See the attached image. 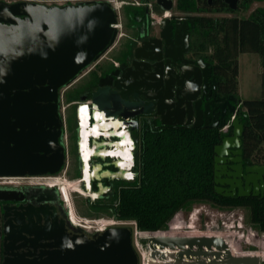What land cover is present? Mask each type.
<instances>
[{"label":"water","instance_id":"obj_1","mask_svg":"<svg viewBox=\"0 0 264 264\" xmlns=\"http://www.w3.org/2000/svg\"><path fill=\"white\" fill-rule=\"evenodd\" d=\"M154 1L164 12L173 5L172 0ZM225 2L231 9L237 7V0ZM116 23V8L108 0L65 4L0 0V176L51 175L62 169L60 89L114 43ZM185 23H170L164 17L158 34L147 37L141 28L127 51L126 63L107 73L106 85L96 84L90 94L88 117L95 121L98 104L104 112H114L101 114L96 121L112 116L129 123L132 148L140 115L154 111L162 125L222 128L226 117L236 111L234 102L230 103L232 95L224 99L219 94L214 76L208 83V62L200 58L186 64ZM163 60L165 68L161 67ZM149 90L155 93L152 106L147 105ZM134 103L140 105L129 107ZM230 126L231 133L213 148L214 191L223 196L263 197L264 162L244 161L242 123L233 116ZM106 130L118 135L111 125ZM136 160L137 153L132 151L133 166ZM32 189L26 191L24 204L2 209L0 264H138L130 227L112 225L87 231L73 225L66 210L58 216L48 194L57 196L55 186ZM147 242L148 264H260L258 255L234 254L225 239L216 235L152 234Z\"/></svg>","mask_w":264,"mask_h":264},{"label":"trees","instance_id":"obj_2","mask_svg":"<svg viewBox=\"0 0 264 264\" xmlns=\"http://www.w3.org/2000/svg\"><path fill=\"white\" fill-rule=\"evenodd\" d=\"M253 1H240L238 10L247 9ZM175 9L194 13L189 15L193 19L190 52L210 63L218 92L236 98L235 116L243 126L241 149L244 161L263 162L264 6L254 8L247 16L207 14L233 12L222 0H175ZM130 10L131 17L125 11L128 20L140 22L141 10ZM243 52H255L260 57L262 91L259 97L242 99L237 94V56ZM96 78L91 79V84L84 89L66 93V101L74 105L80 94L93 89ZM229 118L230 115L226 121ZM136 120L133 151L137 153V160L131 168L132 178L120 176L109 187L110 193L88 200L92 211L104 212L120 220H132L141 231H157L166 229L169 219L179 209L194 202H207L219 208H245L252 229L264 233V196H223L214 191L213 148L223 135L231 133L230 125L225 132L218 126L162 125L154 111L140 115ZM67 123L71 130V146L75 150L78 141L76 117L74 121L69 117ZM100 140V143L91 141V144L97 150L109 147L108 141H103L102 137ZM76 159L79 161V157ZM91 166L93 168L95 163L92 162ZM75 176L80 177L79 170Z\"/></svg>","mask_w":264,"mask_h":264},{"label":"rangeland","instance_id":"obj_3","mask_svg":"<svg viewBox=\"0 0 264 264\" xmlns=\"http://www.w3.org/2000/svg\"><path fill=\"white\" fill-rule=\"evenodd\" d=\"M78 1L82 0H45L42 2L46 4H65L76 3ZM108 1L114 5L117 11L116 26L118 28V34L114 43L97 60L93 61L86 68H84L68 85L60 89V112L64 124V142L66 147L65 161L62 169L55 175H39L30 177L20 176L14 177V179L20 181L21 183H28L47 181L48 177H54V179L59 182L57 185L58 193L62 199V202L64 203V206L67 205L66 207L68 210L71 207L75 217L74 220L72 219L73 221L80 223L86 222L92 225L88 231H94L93 227L99 225L92 221L94 219L111 220L117 223V225H126L130 227L132 230V244L135 251L137 252L138 258L140 259L141 253L146 254L148 251L147 238L152 235L153 232L138 230L136 228L135 222L132 220L116 219L104 212L95 213L88 207V200L92 201L96 196L93 197L91 194L92 192L85 189L84 182H82V184L81 181H79L81 177L79 178L75 176V173L78 171L76 159L78 157V153L76 150L77 148L74 150L71 146V130L67 123V119L69 117L74 121L79 108L76 104L72 105L71 103H68L65 99V94L70 91H74L75 89L77 91L84 89V87L90 83V80L93 79L97 73L103 72L105 69L111 67L116 61L120 60L122 56L127 54L126 52L129 50V45L134 42V38L138 37V26H141L142 23L141 21L136 22L134 19L128 20V17H131L132 15V11L130 9L138 8V6H134L132 4L143 0ZM257 6H264V1L253 2L247 10H240L234 13L238 16H246L249 11ZM125 11L128 12V17L125 15ZM156 12L157 16L152 19H157L158 16L162 14L159 13L158 9H156ZM172 12H176L174 7L171 9V11L164 14L168 15ZM221 14L225 15L227 13H212V15ZM239 57V76L237 79L240 95L244 96L245 98L259 97L262 91L261 73L256 74V70L258 65H260V57L255 52H246L244 55L242 54ZM246 60L249 61L247 62ZM260 70L262 72V68H260ZM93 85L95 86L96 84ZM102 134L107 137L111 136L110 133L107 134V131L102 132ZM48 181H52V179H49ZM63 186L67 190L68 196L66 197L64 195L62 198L59 189L63 191ZM104 191H108L107 186H102L100 191L96 190L95 192L97 195H99L100 192ZM197 210L200 211V214L198 215L196 214ZM171 225L174 226L171 232L177 235L218 233L229 241L230 247L233 249L232 252L234 254L238 252H247L246 254L253 253L258 255L260 258V264H264V233H257L254 229H252L247 216V210L245 208H217L216 206L207 202H194L189 206L179 209L178 215L171 221ZM146 256L149 261V252H147Z\"/></svg>","mask_w":264,"mask_h":264},{"label":"flooded vegetation","instance_id":"obj_4","mask_svg":"<svg viewBox=\"0 0 264 264\" xmlns=\"http://www.w3.org/2000/svg\"><path fill=\"white\" fill-rule=\"evenodd\" d=\"M222 1L229 7L228 3H226L225 0H222ZM240 1H242V0H237V7L235 9H231L229 7V9L231 11H233V12H226V11L215 12V13H227V14H225V15L224 14L214 15V16H233V15H236L234 12L240 11V10H247L249 8V6L253 2H256L257 0H254L253 2H251L247 9H239L238 10ZM262 1H264V0H261L259 2H262ZM172 2H173L172 8L174 7V10L177 13L176 12H172V13H169L168 15L164 14V13H167V12H164L155 3L154 0H143V1H139V2L137 1L136 3H133L132 5L138 6V8L143 13V17H142V20H141L142 24L139 27V31L141 30V28H143V30H145V32H146V37L149 36V35L158 34V31L160 30V27H161L160 21L164 17H168V21L170 23H174L176 20L185 21L186 22L185 23V27L186 28H185V30L184 29L183 30L186 33H188V49L186 50V52H184L183 57L186 58L189 61L188 63H186L187 65L195 64V62L198 59H200V58L199 57H194L191 54L190 48H189L190 30H191V27L193 25V19L189 15H193L194 13H186V12L177 11L175 9V0H172ZM156 9H158L159 13H162V14H160V16H158L157 19H152L155 16H157ZM171 9H170V11H171ZM212 13H207V14L212 15ZM181 40H182V37H181ZM180 47L182 48V41H181ZM129 48H130V45H129ZM126 53L127 54L122 56V58L120 60L116 61L111 67L105 69L103 72L97 73V75H96L97 78H96L95 84L98 83V80H99L100 77H104L111 70H114L115 68H118L120 63L126 62L127 61L128 52H126ZM204 61H206V60H204ZM206 62H208V61H206ZM168 65H170L171 67H174V65L171 64V63H169ZM165 66L166 65H165L164 60H163V63L161 64V67L165 68ZM209 67L211 68L210 63H209ZM212 76L215 77V75L212 73V68H211L209 73L207 74L208 83L209 82L211 83ZM91 82L92 81L90 80V83L88 85H90ZM216 83H217V80H216ZM94 89H96V85L93 87L92 90H87L86 93L80 94V97L78 98V103H77L78 107H79L80 117H82V112H81V105L82 104L87 103L89 105L88 107L91 108L90 104L88 103L87 100H88V98H90V94H91V92ZM220 95L223 96L224 99H226L229 95H232V94H228L227 96H224L222 94H220ZM232 97L234 98V101H230V103L233 104V102H234L235 109L237 110L236 98L234 96H232ZM58 110H59V115L62 118V115H61V112H60V100H59ZM235 113H236V111H235ZM235 113H234V116H235ZM87 118H88V116H86L84 123L80 124L79 135L77 133V135L79 136V141H77V143L79 142L78 145L80 146V152H81V154H80L81 167L79 165V161H77V167H78V170L80 172V177L83 176L82 178L79 177L80 178L79 181H81V183L82 182H86L87 187H85V189L88 190V188H89L90 190H88V191H92V190L93 191H96V190L100 191L102 186H107L108 187V191H104V192L105 193H110L109 187L112 185L113 181L115 179H117L118 177L122 176L124 170L128 171L131 168H130V165L121 167L120 164H116L118 162V160H119L118 156L113 155V153L117 151L116 148L112 149L110 151H108L107 148L102 149V150H98L97 153L94 156H92V152H93V150H95L96 146L91 147L90 145L88 146V143H87V140H90L91 135L93 136V134H92L93 129L91 127L92 125L88 124L89 122L87 121ZM63 125L64 124H63V119H62V134H63L62 136H63V143H64V152L66 153V147H65V142H64V126ZM84 129H86V136H87V139H85V140H84V137H83V130ZM128 130H130V129L128 128ZM100 131H101V137L104 139L103 141H108L107 143H108L109 147L116 146V143L119 141L118 140L119 139L118 135L113 133V134H110L111 135L110 137H107V136H104V134H102V132L105 131L104 128L101 127ZM100 131L96 130V134L98 135L100 133ZM106 131L108 132V130H106ZM77 132H78V130H77ZM99 137H100V135H98L95 138H92L90 140V142L91 141H98L100 143L101 142V140H100L101 137L100 138ZM111 137H113V138H111ZM110 138H111V140H110ZM82 142H83V144H82ZM101 151H102V154H106L107 153V154H110L112 156H116L117 159L110 158V157H103L100 154ZM130 152H132V151H130ZM86 159H89L87 164L85 162ZM82 160H84L85 165L82 164V162H83ZM91 161L95 163V166H97V170H96V173H95L94 176L91 175V170H93L95 166L92 168V166H91L92 162ZM113 166H115L116 169H113ZM83 167H84V170H82ZM116 174H119V175H116ZM46 175H50V174H46ZM51 175H55V174H51ZM128 175H129V173L127 174V176ZM36 176H39V175H36ZM49 179H54V177H48L47 181H42V183H39V184L36 183V182H34L33 184H30V182L21 183L20 181L14 179V178L9 180V181H5V180L1 181L0 180V261H1L2 257H3V250H2L1 245H2V237H3L2 229H3L4 218H3V215H2V209H3L4 206L5 207H11L12 206L13 208H16L18 205L24 204L27 201V197H28L27 194H26V191H31L32 192V190H33L32 187H34L35 185H41V186L46 187V188L55 186L56 190H57V196L55 194L51 193L50 191H48V194L51 196L50 204H54V205L57 206L56 209H57V213H58L59 217H61V213L64 212V210H66L68 212V215H69V220L72 223H75V221H73L71 219V217H70L69 210L66 207L67 205L64 206V203L62 202V199H61V197H60V195L58 193V186L57 185H48L47 184V182H51V181H48ZM107 181L110 182L109 186L105 184V182H107ZM93 186H95L96 190H94ZM59 190H60L61 196L63 198L64 192L61 191V189H59ZM100 193H102V192H100ZM4 197H14V199H9L8 200V199H4ZM111 222H112L111 220H99L98 221V223H102V224H104V223L107 224V223H111Z\"/></svg>","mask_w":264,"mask_h":264},{"label":"bare ground","instance_id":"obj_5","mask_svg":"<svg viewBox=\"0 0 264 264\" xmlns=\"http://www.w3.org/2000/svg\"><path fill=\"white\" fill-rule=\"evenodd\" d=\"M127 59H128V56H127ZM126 62H122V63H120L119 64V66L120 65H123V64H125ZM119 66H118V68H119ZM105 84L106 85V80H105V78L104 77H100L99 78V80H98V83L97 84ZM147 96H148V98H149V100H148V104L147 105H149V106H152V105H155L156 104V100H155V103L153 104V103H151L152 101H154L153 99L155 98V93H154V91L153 90H149V92H147V94H146ZM110 96H113V94H110ZM96 101V100H95ZM119 103V101H115V105H117ZM145 104V103H144ZM95 105H97L96 103H95ZM140 104L139 103H134V104H129V107H137V106H139ZM89 105L87 104V103H84V104H82L81 105V112H82V117H81V123L80 124H83L84 123V121H85V118H86V116H88L89 115V107H88ZM96 109H97V118L95 119V121H94V125L92 126V129H93V131H92V134H93V136H96L97 134H96V130H99L100 131V128L102 127V128H104L105 129V131H106V128L107 127H110V125H111V127H114V129H115V131H118V136L120 137L118 140H120V142H117L116 143V149H117V151L116 152H114L113 153V155H116V156H118V158H119V160H118V162L116 163V164H120L121 165V167L123 166H129V165H131V163H132V152H130L129 150L131 149V147L129 146L130 145V143H132L131 142V138H130V130H128V126H129V123H127V122H123V123H121L120 121H118V119H116V118H112V116H110L108 119H110V120H106V121H99V122H97L96 120L99 118V117H101L100 115L101 114H105V115H112L113 113H111V112H109V113H107V112H104L103 110V108H102V106H99V104L97 105V107H95ZM116 111H118V110H116ZM117 114H114V116L113 117H117L116 116ZM107 119V118H106ZM130 118H127V117H125V120H129ZM108 133H114V130L113 131H111V132H107V134ZM83 137H84V140L85 139H87V136H86V129H84L83 130ZM82 144H83V142H82ZM128 147V148H127ZM93 154H95V150H93V152H92V155ZM96 170H97V166H95L94 167V169L93 170H91V175L92 176H94L95 175V173H96ZM128 174V173H127ZM127 174H125V176H127ZM129 176V175H128ZM58 181L56 180V179H52V181L51 182H47V184L48 185H58ZM61 184V183H60ZM63 192H64V195L67 197L68 196V194H67V190L64 188V186H63ZM92 192V196L93 197H95V196H97V193L95 192V191H91ZM68 207H70V206H68ZM69 213H70V217H71V219H73L74 220V214H73V212H72V210H71V207L69 208ZM76 223V222H75ZM78 223V222H77ZM173 233V232H172Z\"/></svg>","mask_w":264,"mask_h":264},{"label":"built area","instance_id":"obj_6","mask_svg":"<svg viewBox=\"0 0 264 264\" xmlns=\"http://www.w3.org/2000/svg\"><path fill=\"white\" fill-rule=\"evenodd\" d=\"M88 101V103L90 104L91 103V101H90V99H88L87 100ZM74 104H76L77 105V107H78V100H75L74 102H73ZM79 108V107H78ZM234 115H232V116H230V118H229V120H227L226 121V124L221 128V130L223 131V132H225V131H227V129H228V127H229V125H230V120L232 119V117H233ZM76 121H77V126H78V132H79V130H80V123H81V117H80V114H79V110H77V115H76ZM89 119L87 118V121H88ZM92 126H93V124H92ZM130 129V128H129ZM101 132V131H100ZM79 141V140H78ZM79 143V142H78ZM130 147H131V149H130V151H133V149H132V144H130L129 145ZM92 147H94V146H92ZM115 147L116 146H111V147H108L107 148V150L108 151H110V150H112V149H115ZM107 151V152H108ZM79 152V153H78ZM77 153H78V155H80L81 154V152H80V146L77 144ZM100 154H101V156H103V157H110V158H115V159H117V157L116 156H112V155H110V154H102V151L100 152ZM122 170V169H121ZM129 173V176H125V174L126 173ZM132 175H133V173H132V171H131V169H129L128 171L127 170H124L123 171V174H122V176H123V178H125V179H131L132 178ZM14 177H20V176H0V180L2 181V180H5V181H9V180H11V179H13ZM26 177V176H25ZM27 177H30V176H27ZM34 182H30V184H33ZM36 183H42V182H36ZM44 183V182H43ZM45 184V183H44ZM217 208H219V207H217ZM179 211V210H178ZM178 211L169 219V221H168V223H167V228L166 229H164V230H157V231H149V232H153V234H173L171 231H172V229H173V227L174 226H172L171 225V221L173 220V219H175L176 217H177V215H178ZM100 219H94V220H92L93 222H95V223H97V224H99V225H97L96 227H93V230L95 231V230H102V229H104V228H106V227H108V226H112V225H117V223H115V222H111V223H107V224H102V223H98V221H99ZM87 221V220H86ZM89 221V220H88ZM73 225H75V226H80V227H82L83 229H85V230H90V228L92 227V225H90V224H88V223H86V222H82V223H80V222H78V223H72ZM193 235H208V236H210V235H216V236H221V237H223L224 239H225V241L229 244V241L224 237V236H222V235H220V234H218V233H200V234H193ZM230 245V244H229ZM230 249H231V251L233 250L231 247H230ZM147 252H149V249H148V251ZM147 252H146V254H147ZM248 252H250V251H248ZM233 253V252H232ZM247 252H245V253H243V252H238V253H236V254H246ZM146 254H142L141 253V255H140V259L138 258V264H148V259H147V256H146ZM253 254V253H252ZM150 258V257H149Z\"/></svg>","mask_w":264,"mask_h":264},{"label":"clouds","instance_id":"obj_7","mask_svg":"<svg viewBox=\"0 0 264 264\" xmlns=\"http://www.w3.org/2000/svg\"><path fill=\"white\" fill-rule=\"evenodd\" d=\"M88 99H90V98H88ZM88 119H89V120H88V122H89L88 124H89V125H90V124H91V125H92V124L94 125V122L90 119V117H88ZM91 127H92V126H91ZM77 133H79V132H77ZM78 135H79V134H78ZM98 135H100V133H99ZM98 135H96V136H92V135H91L90 140H91L92 138L97 137ZM90 140H87V143H88V146L90 145V146L92 147L93 145L91 144ZM77 144H78V143H77ZM132 149H133V148H132ZM95 150H96V151H95V154H96L98 150H97L96 148H95ZM95 154H93L92 156H94ZM78 157H79V159H80V155H78ZM80 161H81V159H80ZM82 161H83L82 164L85 165V162H86V164H87L88 161H89V159H86L85 162H84V160H82ZM132 167H133V165H132V163H131L130 168H132ZM82 170H84V167H83ZM82 177H83V176H82ZM82 177H81V178H82ZM84 184H85V187H87L86 182H84Z\"/></svg>","mask_w":264,"mask_h":264},{"label":"crops","instance_id":"obj_8","mask_svg":"<svg viewBox=\"0 0 264 264\" xmlns=\"http://www.w3.org/2000/svg\"><path fill=\"white\" fill-rule=\"evenodd\" d=\"M246 52H243V53H239L238 54V56H237V62H238V75H237V77L239 76V63H240V57L239 56H241L242 54L244 55ZM247 62L249 61V60H246ZM259 68V69H258ZM258 68H257V70H256V74H259V73H261V70H260V68H261V66L260 65H258ZM237 94H238V96L240 97V98H242V99H244L245 97L244 96H242V95H240V92H239V86H238V79H237ZM254 98V97H253Z\"/></svg>","mask_w":264,"mask_h":264}]
</instances>
